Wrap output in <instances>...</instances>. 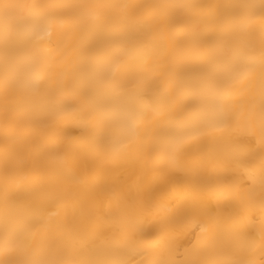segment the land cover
<instances>
[{
    "label": "bare ground",
    "instance_id": "6f19581e",
    "mask_svg": "<svg viewBox=\"0 0 264 264\" xmlns=\"http://www.w3.org/2000/svg\"><path fill=\"white\" fill-rule=\"evenodd\" d=\"M34 0H0L5 3H32ZM68 3L110 5H152L173 2H197L209 5L243 3L245 0H65ZM209 10L195 20L167 18L148 8H139L135 30L148 51H132L111 68L109 83L119 92L141 88L156 93L157 85L171 88L164 69L171 63L170 50L174 30L219 33L224 29ZM15 14V13H14ZM129 14L123 8L102 9L103 27L95 31L78 25L54 26L51 36L37 35L25 41L16 53L19 68L25 71L28 61L39 54L50 69L47 74V100L35 119L24 111L36 107L21 94L0 91V225L5 214V197L14 202L20 214L19 227L30 244L29 258H52L60 249L69 248L79 258L88 259L103 236H127L136 241L140 227L166 230L185 248L193 249L190 258L210 250V242L220 232L240 230L257 238L264 237V203L260 188L250 179L264 165V143L258 126L233 127V138L240 151L227 165L221 163L213 138L220 132L209 128L207 138L194 145L177 164L155 152L147 137H140L120 154L106 144L94 142L92 133L102 125L92 105L81 94L66 90L79 71L94 57L106 33L124 28ZM4 9L0 7V33ZM147 26L144 27V22ZM23 32L26 23L17 21ZM174 26L173 27H170ZM259 42L264 18L257 15L248 25ZM148 28L151 35L147 34ZM151 41H157L153 44ZM163 41V45L159 43ZM3 51L0 49V75L3 74ZM259 69H257L258 75ZM150 81H155L148 88ZM233 109H245L260 100L259 80L222 86ZM186 102L196 106L201 97L193 92ZM162 119L152 116L151 120ZM59 156V160L56 157ZM8 161L9 175L5 176ZM225 167L227 172L225 173ZM200 204L203 216L189 220L172 218V210L181 203ZM212 218L211 227L205 224ZM199 225V226H198ZM121 228V231H117ZM189 241L191 243H189ZM138 246L129 247L125 259L139 264L147 259L137 255ZM2 258V257H0ZM183 258V257H180ZM259 260V255H257Z\"/></svg>",
    "mask_w": 264,
    "mask_h": 264
},
{
    "label": "snow or ice",
    "instance_id": "6c2138e0",
    "mask_svg": "<svg viewBox=\"0 0 264 264\" xmlns=\"http://www.w3.org/2000/svg\"><path fill=\"white\" fill-rule=\"evenodd\" d=\"M0 7L4 9L3 32L0 33L4 71L0 75V91L6 95L21 94L35 103L36 107L24 111L26 118L35 119L47 100L50 69L36 54L28 61L26 70L21 71L16 55L19 46L37 35L51 36L54 26L75 24L84 30L95 31L103 27L100 10L123 8L129 13L124 28L106 33L107 43L100 46L89 63L66 86V90L83 95L92 105L102 125L93 130L94 142L104 143L120 154L127 152L136 139L147 137L155 152L178 164L194 145L207 138V131L211 128L220 132L213 138V146L225 166L240 151L232 134L234 126H258L264 143V35L257 44L248 27L255 16L264 18V0L223 5L197 2L110 5L34 0L32 3H5ZM139 8L182 20L198 19L207 9L208 15L225 27L219 35L207 31L174 30L171 63L164 69L172 87L158 84L156 93L141 88L119 92L118 85L109 83L112 66L132 51H148L146 44L139 42L140 33L135 30L140 26V22L134 19ZM20 20L26 23L23 32L17 23ZM170 27L174 29V26ZM147 34L151 35L150 28ZM159 43L163 45V41ZM253 78L260 84L259 103L245 109L231 108V100L224 95L222 86L243 81L251 83ZM152 83L155 81H150L147 87L150 88ZM193 92L201 97L199 105L186 102ZM154 115L162 119L149 122ZM59 159L57 156L56 160ZM9 173L6 161L5 176ZM250 179L254 188L259 186L260 200L264 203V165ZM5 207L3 224L0 225V264H132L124 257L133 243L138 246L137 255L148 257L139 264H264V237L257 241L254 235L240 230L220 232L210 242V250L206 248L199 256L190 258L193 249L181 251L176 238L164 229L153 231L141 226L139 240L132 241L127 236L104 237V225L99 226V244L88 259L79 258L69 248L57 250L50 259H32L29 258L28 237L19 227L20 214L7 195ZM205 214L206 209L195 201L181 203L172 210V218L181 220ZM205 224L211 227L212 218L209 217ZM121 230L117 228L118 232Z\"/></svg>",
    "mask_w": 264,
    "mask_h": 264
}]
</instances>
